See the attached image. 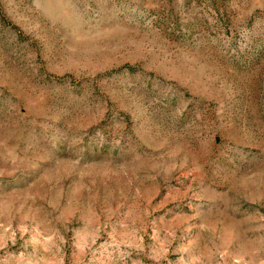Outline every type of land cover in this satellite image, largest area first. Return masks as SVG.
Returning <instances> with one entry per match:
<instances>
[{"label": "rangeland", "instance_id": "374dc122", "mask_svg": "<svg viewBox=\"0 0 264 264\" xmlns=\"http://www.w3.org/2000/svg\"><path fill=\"white\" fill-rule=\"evenodd\" d=\"M0 264H264V0H0Z\"/></svg>", "mask_w": 264, "mask_h": 264}, {"label": "trees", "instance_id": "16d2710c", "mask_svg": "<svg viewBox=\"0 0 264 264\" xmlns=\"http://www.w3.org/2000/svg\"><path fill=\"white\" fill-rule=\"evenodd\" d=\"M6 20V19H5ZM7 21V20H6ZM14 27H16V26H14Z\"/></svg>", "mask_w": 264, "mask_h": 264}]
</instances>
